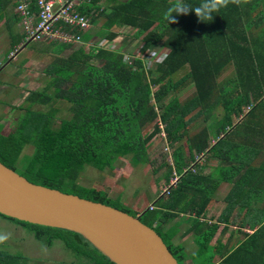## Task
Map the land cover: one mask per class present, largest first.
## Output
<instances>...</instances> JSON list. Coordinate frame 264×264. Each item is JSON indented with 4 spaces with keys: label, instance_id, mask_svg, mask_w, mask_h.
<instances>
[{
    "label": "trees",
    "instance_id": "obj_1",
    "mask_svg": "<svg viewBox=\"0 0 264 264\" xmlns=\"http://www.w3.org/2000/svg\"><path fill=\"white\" fill-rule=\"evenodd\" d=\"M176 2L85 0L81 3L77 8L79 14L87 18L93 15L90 23L97 17L101 20L99 29L104 33L103 42L113 41L117 37L116 29L125 27L133 31L131 37L140 43L139 56L146 55L151 47H159L160 52L165 53L163 60L154 62L151 70H145L141 58H132L127 64L123 53L114 50L93 47L84 52L78 48L62 58L58 55L68 44L43 45L44 52L48 49L53 57L43 70L48 79L40 91L31 92L24 99L25 105L19 106L21 114L6 135L1 132L0 123V164L32 184L130 215L120 208L118 198L111 199L97 188H84L78 184V179L85 167L99 172L112 171L114 163L125 157L132 166L149 164L147 147L162 132L172 162L167 166L162 184L174 177L172 172L178 179L167 197L156 196L151 210L143 209L130 216L138 217L139 222L152 229L179 264L183 258L182 248L174 247L170 243L172 235L162 234L161 229L168 219L187 211L188 191L193 193L191 203L195 205L192 208L195 217L191 221L198 231L195 240L198 253L206 248L215 229L196 221L209 201L214 182L209 177L190 173L191 165L197 164L195 157L201 156L205 161L215 158L225 163L219 172L224 171L226 181L236 175L234 184L238 187L242 186L241 181L247 185L248 180L258 184L256 176H264V168L254 160L253 166L238 160L240 155L249 153L255 158L264 150V12L259 10V3L264 0H248L240 5L229 3L213 12L211 21L201 22L190 12L176 16V23L168 24L165 13ZM183 2L195 8L202 0ZM29 9L35 12L33 0L29 1ZM2 12L4 6L0 0V14ZM4 28L10 31L9 27ZM86 34L81 35L83 43L90 39ZM22 35L9 33L10 46L35 49L36 46L31 45L35 42H25ZM185 67L186 73L173 81L172 76ZM184 84L192 86L189 98L180 101L172 97L165 101ZM52 101L67 104L70 113L56 126L53 123L56 110L30 109L34 104L46 106ZM217 109L222 111L219 119L213 115ZM209 117L211 124L207 125ZM198 125L199 128L192 131ZM149 126L151 131L143 135V130ZM235 128L242 132L232 139ZM182 138L183 143H178ZM26 146L31 152L19 160ZM187 163H190L189 169ZM229 195L225 199L226 207L231 205ZM241 197L240 205L245 206V195ZM251 198L247 196L245 200L249 202ZM254 208L258 209L255 204ZM0 217L30 231L36 241L45 239L47 246L58 240L80 256L90 258L92 254L99 258L101 261L97 264H112L75 233ZM248 223L260 229L221 261H230L231 256L237 255L239 261H246V254L253 256L261 249L254 247L253 242L262 234L264 216L251 218ZM69 242L73 244L71 247ZM262 247L256 257L258 260L261 255L264 260V244ZM6 258L0 254V263L8 261Z\"/></svg>",
    "mask_w": 264,
    "mask_h": 264
},
{
    "label": "rangeland",
    "instance_id": "obj_2",
    "mask_svg": "<svg viewBox=\"0 0 264 264\" xmlns=\"http://www.w3.org/2000/svg\"><path fill=\"white\" fill-rule=\"evenodd\" d=\"M121 2L123 0H115ZM261 12H264V2L259 3ZM16 15V14H15ZM93 15H89L88 19L91 20ZM18 20V19H17ZM101 20L97 17L92 23H90L89 30L85 33L89 35L90 39L87 43H73L69 47L63 50L58 57H66L71 52L82 49L84 52L90 50L93 47L103 48L108 51H117L123 53L124 62L130 64L132 58H141L142 62L145 60H152L154 54L157 51L160 52L159 47H151L146 52V55L139 56L138 48L140 43L138 40H133L131 37L133 31L130 29L120 28L116 29L117 37L113 41L103 42L104 33L100 31L99 26ZM5 28L0 24V123L2 124V134L6 135L10 132L17 121L21 111L19 106H24V99L31 93L40 91L46 84L47 77L44 75L43 70L49 66L52 62V56L47 49L44 52L43 45H48V42H35L31 45L36 46L35 49L24 48L19 45L16 48H12L9 45V34L5 32ZM55 43V42H51ZM50 44V43H49ZM149 60V61H150ZM100 62H97L99 66ZM153 65H149V68L145 70H151ZM187 71V68L179 70L172 76V80L175 81L182 77ZM154 75H152L153 77ZM50 90V89H49ZM192 94V86L190 84H184L179 86L174 92L169 94L165 101H168L172 97L178 98L183 101L190 97ZM31 110L47 111L49 109L56 110L54 114V125L56 126L61 119H67L70 115L68 112V105L60 101H52L46 106H39L34 104L30 107ZM215 118L219 119L222 115L221 109L213 111ZM211 117V115H210ZM208 118L207 125L211 124ZM161 128V126L159 127ZM199 128V125L193 127L192 131ZM151 131V126L143 130V135L148 134ZM242 131L239 128L232 130L231 138L236 139L237 135ZM184 138L178 143H183ZM254 150V149H253ZM238 151V150H237ZM31 152V148L26 146L22 149L19 160H22L25 156H28ZM263 154L255 156L253 153H249L246 156L238 158L244 160V163L253 166V160L256 165H260L264 168V150ZM147 158L149 164L131 165L128 161V157L118 160L114 163V169L112 171L99 172L93 168L85 167L81 173L78 184L84 188H97L104 191L111 199L118 198L121 209L126 210L130 215H133L135 211H138L140 206H146L152 201L155 195H159L161 189L166 186L163 183V177L168 170L167 166H171L170 149L165 144L163 133L160 132L157 137L152 139L147 147ZM234 154V152H232ZM261 156H263L261 158ZM249 158L247 161L246 159ZM200 156H196L194 163L204 161ZM208 163L214 165L216 162L213 158L206 159ZM188 162V161H187ZM206 162V163H207ZM190 165V163H187ZM220 164V163H219ZM194 165V164H193ZM198 166V165H197ZM238 166V163H236ZM188 166L187 169H189ZM214 172L211 179H215L219 175V168ZM245 169V168H244ZM176 176L174 173L172 176ZM178 179V176H176ZM258 177V176H256ZM259 178V177H258ZM231 181H227L230 185ZM261 185L260 182H258ZM224 186L220 191L218 190V198L223 196ZM223 190V191H222ZM253 197L261 199L263 190L258 191ZM229 201L233 203L232 195H229ZM222 208L223 204H218ZM14 223L0 217V234L8 235V239L0 244V254L5 255L6 260L15 261H44V264H97L101 261L94 255H90V258L80 256L77 251L73 250L70 242L68 245L71 248L64 246V243L58 240H53L50 246H47L45 239L36 241L30 231L26 229H20L14 227ZM16 226V225H15ZM179 264H181L179 262Z\"/></svg>",
    "mask_w": 264,
    "mask_h": 264
},
{
    "label": "water",
    "instance_id": "obj_3",
    "mask_svg": "<svg viewBox=\"0 0 264 264\" xmlns=\"http://www.w3.org/2000/svg\"><path fill=\"white\" fill-rule=\"evenodd\" d=\"M0 215L75 233L112 264H177L159 236L138 217L32 184L2 164Z\"/></svg>",
    "mask_w": 264,
    "mask_h": 264
},
{
    "label": "crops",
    "instance_id": "obj_4",
    "mask_svg": "<svg viewBox=\"0 0 264 264\" xmlns=\"http://www.w3.org/2000/svg\"><path fill=\"white\" fill-rule=\"evenodd\" d=\"M2 1L4 12L0 14V24H2L3 27H9L10 31H6V28L4 29L8 34L10 33L12 35H22L19 21L17 20V16L15 15V6L19 0ZM79 2V4L81 5V3H85V0H79ZM10 40L11 39L9 37V45ZM261 151H259V153H257L256 155L263 154ZM262 157L263 156H261V158ZM213 159L218 162L215 158ZM206 162L207 161L204 160L197 163L196 165H192L193 171L190 173H196L198 175L206 176L207 178L209 177V179H211L210 176H212L218 169L217 167L220 165L221 167H223V165H225V163L219 164V162L211 165L210 163ZM223 172H219V175L213 180L214 189L211 193H209V201L206 204L202 214L196 219L197 223L199 224H205L209 227H215L213 234L209 238V241L206 244V248L203 249L202 253H198L195 242V240L197 239L196 235L198 231L195 226H192L193 223L191 219L195 217L192 208L195 207V205L191 203V201L193 200V193H191L190 191H188L186 194V200L190 201V203L186 205L187 211L184 214H179L172 219H168L165 226L161 229L162 234L166 236L172 235L170 243L174 247L179 246L182 248L183 258L180 261L181 264H264L262 255L259 260L256 258L263 249L262 245L264 244V236L262 234H264V227H261L262 234L260 235L262 236L259 235L260 237H256L255 241L253 242L254 247L261 248L257 249L259 253H253V256H249L246 254V258H248V260L246 259V261H239V255H237V257L235 258L231 256L230 261H221V259L228 253H230L231 255V253H233V251H235L246 238H249L257 228L260 229V226L251 227L248 223L249 219L264 216V193H262L261 199L257 198L256 200L255 198H253L256 193H260L258 191L263 190L264 192V176L260 178L256 177L257 182H260L261 185L257 183L254 184L252 180H248L249 185H247L246 182L243 183V181H241L242 186L240 185V187H238L234 184L236 180L235 177L237 176L235 175V177L227 180L228 182L231 181L229 185L227 181L224 180L225 176L223 175ZM169 179L167 180V183ZM167 183L165 185H167ZM224 186H226V188L223 189V196L218 198L217 192L218 190L220 191ZM237 192H239L238 197L235 198L234 195H236L235 193ZM229 194L232 195V199L234 201L233 203H231V205L226 207L225 199ZM242 195H245V206L240 205ZM156 196L157 195H155L154 199L156 198ZM247 196L252 197L251 201L247 202L245 200ZM152 201H150L146 206H140L139 210L135 212H140L143 209H148L149 206H152ZM219 203L223 204L222 208H220V206L218 205ZM254 204L256 205V207H258V209L254 208ZM198 207L199 205L197 206V208ZM243 218L245 219V221L242 220ZM14 227H19L20 229L22 228L21 226L17 225H14ZM200 236L201 235H199L198 237ZM209 258L211 261H206ZM0 264H44V261L8 260L1 261Z\"/></svg>",
    "mask_w": 264,
    "mask_h": 264
},
{
    "label": "built area",
    "instance_id": "obj_5",
    "mask_svg": "<svg viewBox=\"0 0 264 264\" xmlns=\"http://www.w3.org/2000/svg\"><path fill=\"white\" fill-rule=\"evenodd\" d=\"M30 0H19L15 6V14L23 34L24 41L55 42L71 45L81 42V35L90 28L89 19L77 11L79 0H33L35 12L29 9ZM164 52L154 54L152 60H145L143 67L149 68L154 62H160ZM153 68V67H152ZM201 158V156H200ZM177 177L169 179L159 196L167 197L175 185ZM152 209L151 206L148 207Z\"/></svg>",
    "mask_w": 264,
    "mask_h": 264
},
{
    "label": "clouds",
    "instance_id": "obj_6",
    "mask_svg": "<svg viewBox=\"0 0 264 264\" xmlns=\"http://www.w3.org/2000/svg\"><path fill=\"white\" fill-rule=\"evenodd\" d=\"M242 2L247 3L248 0H202L198 7L193 8L191 5L184 3L183 0H177V2L167 10L165 17L168 24L176 23V16L187 15L190 12H194L201 22L205 20L211 21L213 12L218 11L222 7H227L229 3L240 5ZM8 238V235L0 234V244L4 243Z\"/></svg>",
    "mask_w": 264,
    "mask_h": 264
}]
</instances>
